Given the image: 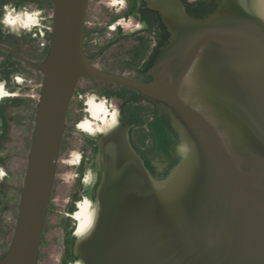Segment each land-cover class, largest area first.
I'll use <instances>...</instances> for the list:
<instances>
[{
  "label": "water",
  "instance_id": "water-1",
  "mask_svg": "<svg viewBox=\"0 0 264 264\" xmlns=\"http://www.w3.org/2000/svg\"><path fill=\"white\" fill-rule=\"evenodd\" d=\"M43 1L53 4L47 58L33 63L0 44L44 75L14 233L0 264H38L67 115L84 78L135 90L141 102L128 100L132 91L93 90L85 104L91 118L68 126L82 134L81 159L93 156V138L104 132L103 178L95 204L78 195L70 214L75 189L82 195L94 179L91 166L82 183L75 175L59 228L61 264H264V0H223L205 18L187 16L179 0H146L172 31L149 82L137 80L143 73L102 71L85 55L88 0ZM4 90L0 83V103ZM117 106L161 161L173 162L179 132L182 160L167 178L153 179L131 145L133 124L117 123ZM1 109L4 148L9 126Z\"/></svg>",
  "mask_w": 264,
  "mask_h": 264
},
{
  "label": "flooded vegetation",
  "instance_id": "flooded-vegetation-1",
  "mask_svg": "<svg viewBox=\"0 0 264 264\" xmlns=\"http://www.w3.org/2000/svg\"><path fill=\"white\" fill-rule=\"evenodd\" d=\"M114 1L117 2V5L120 4L117 14L110 16L107 18V20H104L103 17L100 16L102 12V7L100 4L113 5L111 2ZM9 2L11 5H13V8H23L25 10L39 8V18L43 22L40 23V27H30L27 29V31H19L18 33H12L10 30H2L3 28L0 26V44L15 50L30 62H43L47 58L50 48L53 18L52 2L43 0H11ZM179 2L184 7L187 16L191 18H205L214 13L223 3V0H179ZM198 8H200V12L192 10ZM24 13L25 12H20L18 15H16V17L20 16L16 22L18 28L13 26L16 30L20 29V20L22 17H24ZM47 23L49 26H47V32L44 33L42 28H45V24ZM35 31H38L40 36L46 37L47 41L42 44L37 43L39 38ZM171 36L172 31L170 26L165 21L163 11L161 9L152 7L146 0H88L83 33V50L88 58L94 59L93 65L102 71L115 74L143 73L144 76L142 75L141 78L137 80L144 82L151 81L152 78L147 76L146 73L156 64L158 58L169 44ZM20 41L23 46L18 44ZM126 76L131 77L130 75ZM17 77L20 78V84H18L16 81ZM41 79L42 82H40ZM84 79L90 80L92 82L113 84L88 78ZM43 80V73L33 70L13 54L0 49V83H3L5 88L4 97L7 90L11 91L15 89V91L11 92L17 93L15 96H13L14 98L4 100V102L2 101V103H0V143L1 138L5 133V122L1 109L2 105L6 104V101L8 104H12L15 102H21L22 100L30 102H32L33 99L37 100L41 95ZM38 83H40V90H36ZM77 91L78 90L76 89L74 96L77 95ZM32 93H34V95ZM138 97L139 93L135 90H132V94L128 100H131L132 102H141L137 101ZM142 101L153 105L148 101ZM153 106L156 107L155 105ZM116 108L118 109L117 123L123 119L133 124L129 130V139L136 148V152L142 159L153 179L159 181L167 178L182 160V139L179 132L178 137L180 147L173 154V162L169 163L161 161L158 157H156L151 149L141 145L139 134L140 128L136 127V124L130 121V117H126L124 111L125 108H119V106ZM89 111L90 110H86L88 114L86 118H91ZM121 111H123L124 114H121ZM69 112L70 108L68 115ZM66 132L64 133V136ZM103 133L104 132H101L96 138H93L95 144L92 151L93 156L90 158L87 156H82V163L80 157L77 160L76 165H78V168L76 175L79 177V182L81 181L82 183V176L84 175L86 166L92 167L94 179L89 190L81 189L83 192L82 195L78 193V189H75L73 195L71 196L73 204H76L75 199L77 197H83L85 195L95 204L97 190L103 178L102 153L100 146V138ZM2 148L3 146L0 144V151ZM9 157L6 153L2 156L0 154V163L5 162L9 159ZM9 166V163L6 164V181L10 177L11 173ZM0 184L1 195L2 192H4L5 180H1ZM13 187L15 186L13 185ZM2 199L3 198H0V216L3 204ZM6 253L7 252L0 254V259Z\"/></svg>",
  "mask_w": 264,
  "mask_h": 264
},
{
  "label": "rangeland",
  "instance_id": "rangeland-1",
  "mask_svg": "<svg viewBox=\"0 0 264 264\" xmlns=\"http://www.w3.org/2000/svg\"><path fill=\"white\" fill-rule=\"evenodd\" d=\"M100 6L102 7L100 16H102L104 20H107V18L110 16L117 14V10L120 8V4H100ZM23 11L40 12L39 8L27 11L23 8H13V5H11L9 1L0 3V26H2V30H10L12 33L27 31L16 30L13 26L18 28L17 23L14 25L13 23L6 24L4 22L5 18L9 14H11V17L15 18L18 13ZM42 22L43 21L40 20V23ZM47 26H49L48 23L45 24V28H42L44 33L47 32ZM35 33L39 38L37 43L42 44L47 41V38L40 36L38 31H35ZM18 44L21 46V41ZM123 75H130L131 77L135 78L134 73H124ZM114 89L130 91L128 90L130 88L118 86L116 84H105L102 82H92L90 80L82 79L77 86V95L74 96L70 106V112L66 120L67 126L88 116L86 110L90 109L85 107V102L88 98V92L93 90ZM36 90H40V83H38ZM11 91H15V89ZM11 91L7 90L4 100L14 98L13 96L17 94ZM32 94L34 95V93ZM38 100L39 98L37 100L33 99L32 102L22 100L21 102H15L12 104H8L6 101V104H3V112L9 126V131L4 136L2 141L6 154L8 157L10 156L5 163V169L6 164L9 163V169L11 173L10 177L6 181L5 188L4 203L6 204L7 208L6 210H1L0 216V254L7 252L14 233L19 201L22 193L23 180L31 147ZM82 152L83 147L81 132L67 130L63 138L62 148L58 157L57 172L44 227L38 264L62 263L59 228L77 172L78 165H76V163L78 158H81ZM13 185L15 187H13Z\"/></svg>",
  "mask_w": 264,
  "mask_h": 264
},
{
  "label": "bare ground",
  "instance_id": "bare-ground-1",
  "mask_svg": "<svg viewBox=\"0 0 264 264\" xmlns=\"http://www.w3.org/2000/svg\"><path fill=\"white\" fill-rule=\"evenodd\" d=\"M111 3L113 5H117L116 1L111 2ZM39 25H40L39 13L38 12H28L27 11V12L24 13V17H22L21 20H20V29L19 30H27L30 27H36V26H39ZM87 100H88V98H87ZM87 100H86V102H87Z\"/></svg>",
  "mask_w": 264,
  "mask_h": 264
},
{
  "label": "trees",
  "instance_id": "trees-1",
  "mask_svg": "<svg viewBox=\"0 0 264 264\" xmlns=\"http://www.w3.org/2000/svg\"><path fill=\"white\" fill-rule=\"evenodd\" d=\"M8 1H10V0H0V3H4V2H8ZM128 90H130L131 91V89H128ZM131 96V95H130ZM129 101H131V100H129ZM138 101V100H137ZM165 111V110H164ZM166 112V111H165ZM167 113V112H166ZM168 115V114H167ZM169 116V115H168ZM140 139H142V141L144 142V137H142V135H140ZM97 142H98V140H97ZM131 142V141H130ZM131 145L133 146V148L136 150V148L134 147V145L131 143ZM98 147H99V144H98ZM137 151V150H136ZM82 159H81V163H82ZM76 200H80V198L79 197H77L76 199H75V201ZM94 204V203H93ZM70 210V214H73L74 212H75V210H76V206H75V203L73 204V206L69 209ZM70 221H72L73 222V218H72V216L70 217V219H69ZM75 221V220H74ZM71 233H73V231L71 232ZM70 233V234H71ZM72 239H71V242L69 243V245H68V250H67V254H66V256H67V259H68V257H70V254H71V250H72V248L74 247V242H75V238L76 237H71Z\"/></svg>",
  "mask_w": 264,
  "mask_h": 264
},
{
  "label": "clouds",
  "instance_id": "clouds-1",
  "mask_svg": "<svg viewBox=\"0 0 264 264\" xmlns=\"http://www.w3.org/2000/svg\"><path fill=\"white\" fill-rule=\"evenodd\" d=\"M19 19V17H16V18H12L11 17V14H9L6 18H5V23L7 24V23H16L17 22V20Z\"/></svg>",
  "mask_w": 264,
  "mask_h": 264
},
{
  "label": "built area",
  "instance_id": "built-area-1",
  "mask_svg": "<svg viewBox=\"0 0 264 264\" xmlns=\"http://www.w3.org/2000/svg\"><path fill=\"white\" fill-rule=\"evenodd\" d=\"M13 11H14V10H13ZM8 13H10V12H8ZM40 33H41V32H40ZM41 35H42V33H41ZM19 79H20L19 77L16 78V81H17L18 84L21 83V81H20Z\"/></svg>",
  "mask_w": 264,
  "mask_h": 264
}]
</instances>
